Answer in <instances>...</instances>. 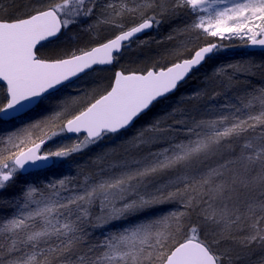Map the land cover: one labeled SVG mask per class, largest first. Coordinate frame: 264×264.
Masks as SVG:
<instances>
[{"label":"snow or ice","instance_id":"snow-or-ice-1","mask_svg":"<svg viewBox=\"0 0 264 264\" xmlns=\"http://www.w3.org/2000/svg\"><path fill=\"white\" fill-rule=\"evenodd\" d=\"M73 27L92 45L62 46ZM233 40L264 49V0H0V192L24 177L0 201V264H264V85L247 80L264 64H220L171 103ZM133 43L144 66L121 64Z\"/></svg>","mask_w":264,"mask_h":264},{"label":"rangeland","instance_id":"rangeland-1","mask_svg":"<svg viewBox=\"0 0 264 264\" xmlns=\"http://www.w3.org/2000/svg\"><path fill=\"white\" fill-rule=\"evenodd\" d=\"M5 2H7V0H5ZM174 26L175 25H170L169 23H165L158 30H153L150 35L148 34L149 36L146 35V36L142 37L141 39H145V40H149V41L161 40V39H163V37H165L168 34V32L171 30V27H174ZM99 35L100 36L107 35V32H104L103 30H101ZM93 39L94 38L91 36V34L84 32L82 30V28L73 27L72 31L67 33V35L64 38V40L62 42H60V43H61L62 46L65 45L64 47H66V45H69L68 42L74 44V46H77L78 44H80L79 45L80 47H84V46H91ZM236 41H239V40L225 41L224 43H234ZM77 42H79V43L77 44ZM153 46H156V44L152 43L151 44V48ZM142 51L148 52V49L139 50V49H137L136 44L133 43L132 46H131L130 51L125 54V58L128 59V57L131 56V55H133L135 57V54H140ZM262 59L263 58H261V57H253V58H251L249 60L257 62V64L258 63L262 64ZM121 64H122V61H121ZM112 71H113V69H107L106 71L98 70L97 72L92 73L85 80L76 81L71 87H69L66 90L65 95L73 97V98H76V99H79L82 96L84 91L90 90L89 87H88L89 81L95 80V81H100L101 83H105L106 84L107 83V78L112 75ZM188 96L189 95H187V97H183V98L187 99ZM76 106L77 105L73 104L71 107L74 108ZM0 127H2L3 129H10L12 126L8 125V124H5V125H2ZM63 142H68V141H63ZM55 146H56L55 144L49 143L45 147L52 148V147H55ZM95 151H99V149H96ZM95 151L88 152V153L83 154V155H78L77 159L80 160L83 163V162L87 161L89 159V157L93 156L95 154ZM63 174H67V171L63 170L61 175H63ZM58 176L54 175L50 179H54V178H56ZM18 192L19 191H16V192L9 191V188H8L4 192H0V201H3V200L8 199V198H11L14 194H16ZM0 205H2V203H0ZM1 209H2V212H0V217L7 215L8 211H10L8 209H5L4 207H2Z\"/></svg>","mask_w":264,"mask_h":264},{"label":"trees","instance_id":"trees-1","mask_svg":"<svg viewBox=\"0 0 264 264\" xmlns=\"http://www.w3.org/2000/svg\"><path fill=\"white\" fill-rule=\"evenodd\" d=\"M152 33V32H151ZM150 33V34H151ZM149 34V35H150ZM147 35V36H149ZM79 42H77L78 44ZM69 45H66V47H73L74 44L68 42ZM231 45V47L225 48L222 50V53L220 54V57L217 61L214 62H209V64L201 70V72L197 73L196 76L189 80L177 93L176 97L173 98V101L171 103H174L175 100L181 99L183 97H187V95H191L196 89H198L201 85V81L203 76L206 73H210L214 68L219 66L220 64H226V63H235L237 61H243V60H249L253 57H261L264 59V51H251L248 50L247 47L243 46V44L239 41H236L234 43H225ZM80 44H78L79 46ZM65 46V45H64ZM157 49V45L153 46L151 48V54H154L155 50ZM146 51H142L140 54H135V57L133 55L129 56L128 59L124 57L122 60V64L125 66H129L130 62L136 61L138 63H131L130 66L136 67V66H144L148 60H147V55ZM262 59V64H264V60ZM257 63V62H256ZM259 64V63H258ZM106 71V70H104ZM243 79V78H242ZM247 80L251 81V84L261 86L264 85V79L260 78V74L257 73L256 76H250L247 78ZM222 101L217 98L216 101H213V103H221ZM160 109H157L159 111ZM65 169H54L53 173L49 174V178H51L54 175H61ZM23 180L24 177H20L19 181L16 185L12 186L9 188V191H20V188L23 187ZM3 205H0V212H2Z\"/></svg>","mask_w":264,"mask_h":264},{"label":"water","instance_id":"water-1","mask_svg":"<svg viewBox=\"0 0 264 264\" xmlns=\"http://www.w3.org/2000/svg\"><path fill=\"white\" fill-rule=\"evenodd\" d=\"M152 31H153V30H151L150 32H148V33H146V34H141V37H140V38L144 37L145 35L150 34ZM247 49H248V50H251V51H264V49H261V48H259V47H247ZM81 135H83V134H81Z\"/></svg>","mask_w":264,"mask_h":264},{"label":"flooded vegetation","instance_id":"flooded-vegetation-1","mask_svg":"<svg viewBox=\"0 0 264 264\" xmlns=\"http://www.w3.org/2000/svg\"><path fill=\"white\" fill-rule=\"evenodd\" d=\"M46 51H47V49H46Z\"/></svg>","mask_w":264,"mask_h":264}]
</instances>
